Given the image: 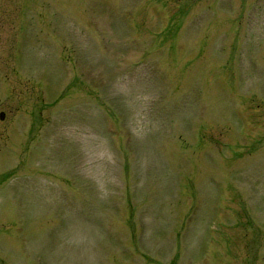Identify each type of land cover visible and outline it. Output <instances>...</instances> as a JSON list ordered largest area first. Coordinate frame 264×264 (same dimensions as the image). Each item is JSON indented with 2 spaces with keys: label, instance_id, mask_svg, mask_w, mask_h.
<instances>
[{
  "label": "rangeland",
  "instance_id": "374dc122",
  "mask_svg": "<svg viewBox=\"0 0 264 264\" xmlns=\"http://www.w3.org/2000/svg\"><path fill=\"white\" fill-rule=\"evenodd\" d=\"M0 264H264V0H0Z\"/></svg>",
  "mask_w": 264,
  "mask_h": 264
},
{
  "label": "water",
  "instance_id": "95a60500",
  "mask_svg": "<svg viewBox=\"0 0 264 264\" xmlns=\"http://www.w3.org/2000/svg\"><path fill=\"white\" fill-rule=\"evenodd\" d=\"M0 118H2V112H0Z\"/></svg>",
  "mask_w": 264,
  "mask_h": 264
}]
</instances>
